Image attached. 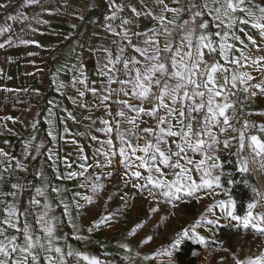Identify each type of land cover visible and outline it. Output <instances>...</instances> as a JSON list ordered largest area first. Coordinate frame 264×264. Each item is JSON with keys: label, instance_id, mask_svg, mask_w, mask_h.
Segmentation results:
<instances>
[{"label": "snow or ice", "instance_id": "snow-or-ice-1", "mask_svg": "<svg viewBox=\"0 0 264 264\" xmlns=\"http://www.w3.org/2000/svg\"><path fill=\"white\" fill-rule=\"evenodd\" d=\"M9 6L10 0L0 3V9ZM106 8L102 27L113 39L110 47L95 48L96 53L102 54L96 67L97 75L103 78L101 88L89 87L83 68L78 69L80 76L72 81L73 87L84 86V90L78 89L79 97L90 92L99 100L96 107H104L111 118L100 119L103 126L96 129L107 137L103 141L89 129L90 139L100 144L94 157L103 155L110 165L112 157L118 156L131 177L144 180L133 187L146 190L151 196L154 194L148 185H152L162 190L161 194L169 201L180 200L181 192L192 196L202 188H212L213 184L220 186V175L212 174L213 169L222 168L213 155L221 143L213 129L219 128L220 133L228 130L235 133L223 141V146L230 148L231 141H237L238 171H250L249 157L243 155L246 151L264 171V123L245 120L236 128L227 115L230 109L235 113L236 103H243L240 92L247 93L248 100L264 96V0H107ZM145 21L152 26L142 28ZM3 46L0 44V48ZM113 105L118 106L115 116ZM145 115L154 121L153 125L141 127ZM69 118L75 119L71 113ZM48 123L52 125V121ZM63 131L67 133V127ZM48 136L52 142L58 140L51 127ZM116 140L118 144L114 143ZM43 147V143L36 147L37 156ZM29 148L30 145L25 146V159L32 156ZM76 154L81 161L78 170H69L57 179L81 177L84 182L80 187H85L92 180L86 175L89 168L105 165L99 161L89 164L83 147ZM53 156L59 159L49 149L47 159L52 160ZM197 156L200 158L196 159ZM56 166L53 161L51 167ZM65 166L72 168L67 159ZM16 170L27 172L28 167L0 148V264H113L108 259L110 253L102 257L89 250V237L81 234L75 225H72L73 238L82 246L69 244L67 234L62 232L64 221L55 215L46 190L19 177L13 181ZM169 172L174 178H168ZM194 172L201 173L199 182ZM36 174L44 176L42 170ZM48 187L59 195V187L50 182ZM91 187L95 190L100 186L91 184ZM258 195L264 199V194ZM82 198L92 202L91 196ZM74 204L77 209L81 207L78 201L74 200ZM256 206L249 203L248 211L241 217L236 214L234 200L219 201L226 217L241 221L244 228L250 227L264 237V214H254L252 210ZM69 207L63 205L62 216H68L71 223ZM109 219L102 217L87 231H94ZM207 223L215 225L218 221ZM200 224L201 220H197L191 229L178 234L172 248L181 245V236L188 237L190 232L198 236L196 229ZM140 227L143 225H137ZM135 232L134 228L131 234ZM151 239L149 236L142 243L147 244ZM198 240L203 243L204 237L198 236ZM121 247L131 251L127 244ZM158 254L167 255L168 264H176L172 251ZM144 259L150 257L145 255ZM233 259L234 264H264V241L257 253Z\"/></svg>", "mask_w": 264, "mask_h": 264}, {"label": "crops", "instance_id": "crops-1", "mask_svg": "<svg viewBox=\"0 0 264 264\" xmlns=\"http://www.w3.org/2000/svg\"><path fill=\"white\" fill-rule=\"evenodd\" d=\"M6 2L0 0V3ZM106 3L107 0H10L7 9H0V44L4 45L0 48V148L28 167L27 172L16 170L13 181L19 177L34 187L46 190L55 208V215L62 217L68 228L67 232L63 224L62 232L67 234L68 243L76 248L80 247L73 238L72 225L99 244L104 254L117 255L126 264H168L169 257L158 254L168 251L173 252L177 264L175 253L188 241L202 248L191 252L196 264H234V256L243 259L251 253L244 248L230 251L226 245L236 233L247 229L241 221L226 217L219 207V201L234 199L222 187L223 176L218 169H213L212 174L220 175V186L213 184L212 188H202L192 196L186 192L179 193L182 199L173 200L183 203L192 201L195 207L174 211L166 208L157 188L152 190L154 195L150 196L148 191L133 187V184H143L144 180L131 177L130 170L119 162L121 158L112 157L109 165L103 155L94 157L100 144L90 139L89 129L91 134L103 141L107 137L96 129L103 126L100 119L111 118L104 107H96L99 100L90 92H86L83 98L79 97L78 89L84 90V86L77 84L73 87L72 81L74 77L80 76L78 69L83 68L88 76L89 87L101 88L103 78L97 75L96 67L102 54L96 53L95 48L102 45L110 47L113 39L102 27L107 14ZM151 26L152 23L148 21L141 25L142 28ZM61 84L64 87L61 88ZM240 95L245 99L248 94L240 92ZM258 96L253 98L256 100L253 109L260 116L259 123H262L264 114L259 108ZM73 99L76 100L75 104ZM82 104L88 107H82ZM117 108L116 105L112 106L113 116ZM69 113L75 117L74 120L69 118ZM48 121H52L51 126ZM93 121L96 123L93 124ZM112 122L114 124L115 120ZM50 127L58 135L56 142H52L48 136ZM65 127L67 133L63 131ZM229 133L230 136L235 135L231 130ZM60 136L63 139H59ZM73 140L77 144H73ZM41 143L44 147L37 156L35 149ZM114 143L118 144L119 141ZM26 145H30L29 151L32 152V156L27 159L24 157ZM80 147H83L89 164L95 165L99 161L105 165L89 168L86 175L91 176L92 180L85 183V187H80L84 182L81 177L57 179L58 175L66 174L69 170H78L81 161L76 153ZM49 149H53L59 159L53 156L52 160H48ZM65 159L72 165L71 169L65 166ZM53 161L57 164L55 168L51 167ZM215 162L218 164L217 160ZM250 163V166L255 167L251 158ZM41 170L43 177L36 174ZM141 171L147 175L144 170ZM200 175L194 172L198 182ZM252 175L261 194H264L263 176ZM49 182L61 189L59 195L51 192ZM91 184L100 187L94 190ZM83 196H91L92 202H86ZM259 199L261 201V195ZM74 200L80 203L79 209L75 207ZM64 204L70 206L71 223H68V216H62ZM152 208L158 210L153 212ZM105 216L110 217L107 223L92 232L87 231ZM197 220H201V224L196 233L204 237V242H199L198 236L190 232L188 237L181 236V245L173 249L172 243L177 235L185 229H191ZM208 220L218 223L209 225ZM137 225L143 227L137 228ZM134 228L136 232L132 235ZM221 228L231 233L222 236L219 232ZM149 236L152 239L147 244L142 243ZM173 236V240L168 242ZM121 244L129 245L131 251L122 248ZM145 255L150 259L145 260ZM113 264L119 263L113 261Z\"/></svg>", "mask_w": 264, "mask_h": 264}, {"label": "rangeland", "instance_id": "rangeland-1", "mask_svg": "<svg viewBox=\"0 0 264 264\" xmlns=\"http://www.w3.org/2000/svg\"><path fill=\"white\" fill-rule=\"evenodd\" d=\"M259 99V108H261V111L264 114V96L259 95L258 96ZM264 119V117H263ZM147 122V123H144ZM262 123H264V120L262 121ZM154 121H152L148 116H143V120H142V127L144 126H149V125H153ZM223 126V125H221ZM213 131L218 135L219 140L221 141L219 148L216 152L213 153L214 156L217 157V161L218 164L219 163V158H220V154H227L229 152H231V149L234 153V156L236 157V160L238 159V155H237V142L234 143L233 141H231V147L230 148H225L223 146V141L225 139H228L230 136V130L225 131L223 133H220L219 128H215L213 129ZM244 156L249 157V169L251 174H257V175H261L264 178V171L260 170L259 167V163H254L255 167L250 166V153L248 151H246L244 154ZM259 158H257L258 160ZM231 166L225 167V168H220L218 169L219 172L222 174L223 178H225V180H229L231 178L232 175V171H230ZM236 170L237 166H236ZM168 171V170H166ZM253 172V173H252ZM194 176V173H193ZM169 179H172L174 177L171 176V173L169 172ZM149 188H151L153 191L155 189V187H153L152 185H148ZM253 189H255L256 191L254 192ZM161 193L162 190L158 189ZM261 194L258 186L256 185V182L254 181V184L251 187V194H250V200L249 203H254L257 206L252 210L254 212V214H264V199H260L258 200V197ZM163 196V195H162ZM163 202L166 205V208H168L169 210H174V211H179L180 208H184L186 210H191L193 207H195V204L192 203V201H187V202H177L175 200H173V198L171 199V201H169V199L167 197L163 196ZM237 235L233 238H231V241H228L226 247L230 250V251H237L239 248H244L245 250H247L249 253L251 254H255L258 252L261 242L264 241V237H260L258 236L254 230H252L250 227L247 228V230L241 231L240 233H236ZM236 239V240H234ZM239 239V240H238Z\"/></svg>", "mask_w": 264, "mask_h": 264}, {"label": "trees", "instance_id": "trees-1", "mask_svg": "<svg viewBox=\"0 0 264 264\" xmlns=\"http://www.w3.org/2000/svg\"><path fill=\"white\" fill-rule=\"evenodd\" d=\"M220 163L223 168L231 166L230 171H232L231 178L229 180H222V187H224L231 197H233L234 201H236V214L243 216L247 212L248 203H249V195L251 191V187L254 184V177L251 172H240L236 170V157L234 156L233 151L227 154L220 155ZM52 173V172H51ZM58 210L61 211L60 207ZM65 225V222H64ZM66 227V225H65ZM67 232L68 228L66 227ZM222 236H226L228 233L225 229L221 228L219 230ZM231 232H229L230 234ZM174 236L171 237L168 242L173 240ZM78 246L81 247V243L76 241ZM90 251L95 254H99L102 257L104 256V252L100 245L96 244L93 240L89 239V244L87 245ZM195 249L201 250L202 248L199 245L192 244L191 242H186L183 244L178 251H176L175 256L177 260V264H196L195 257L191 255V252ZM108 259L113 260L119 264H126V262L118 257L117 255L108 256Z\"/></svg>", "mask_w": 264, "mask_h": 264}, {"label": "built area", "instance_id": "built-area-1", "mask_svg": "<svg viewBox=\"0 0 264 264\" xmlns=\"http://www.w3.org/2000/svg\"><path fill=\"white\" fill-rule=\"evenodd\" d=\"M235 99V98H233ZM240 101L243 103H236L235 105V113L232 109L228 110L227 115L230 117L231 123L234 127L240 128L243 125L245 120L253 121L259 124L260 116L253 109V105L255 104V99H244L239 93Z\"/></svg>", "mask_w": 264, "mask_h": 264}]
</instances>
